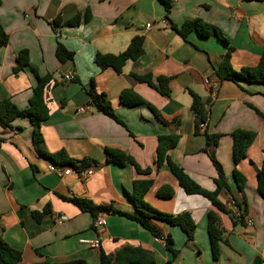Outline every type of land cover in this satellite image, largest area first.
I'll return each mask as SVG.
<instances>
[{"label": "crops", "instance_id": "1", "mask_svg": "<svg viewBox=\"0 0 264 264\" xmlns=\"http://www.w3.org/2000/svg\"><path fill=\"white\" fill-rule=\"evenodd\" d=\"M234 1L173 0L166 16L158 0H1L0 24L8 42L0 46V98H10L25 108L36 84L32 69L40 76L51 74L44 89L48 116L40 124L44 147L49 152L64 150L76 160L87 159L92 167V173L83 177L72 167L66 175L50 171L53 162L34 149L27 118H15L11 128L0 124V238L20 251L18 264L72 259L99 264L100 251L114 255L124 246L146 250L155 264H264V199L256 189V169L264 159V122L258 114H264V83L241 80L238 85L218 79L215 71L227 45L215 35L201 36L195 31L182 38L173 28L200 18L227 39L235 70L254 66L264 44V0ZM86 9L90 11L86 22L65 23ZM135 35L143 36V53L127 61L120 72L100 69L94 63L96 53L122 52ZM57 42L73 53L71 59L56 58ZM22 49L27 50L29 64L14 73ZM67 72L73 74L71 80L63 79ZM133 74L168 77L169 95L162 96ZM205 77L217 80L214 94L203 82ZM91 84L96 93L106 96L123 124L90 104ZM124 89L151 104L163 121L145 104H122L119 96ZM192 94L204 104L203 132L195 131ZM79 107L85 109L78 111ZM236 129L254 132L237 162L231 135ZM166 134L178 135L167 151L170 160L210 191L217 177L212 155L229 187V191L220 190L218 200L226 209L232 197L237 200L246 208L243 220H232L201 194L186 193L166 162L154 165L157 137ZM207 136L211 137L209 145ZM106 147L124 151L140 167H151V172L139 174L128 163L118 166L108 161ZM234 170L244 177L241 188ZM141 179L151 180L143 196L146 203L171 215L188 212L195 223L188 241L179 226L153 221L162 236L171 237L175 256L148 230L116 212H134L129 196L133 180ZM165 186L171 189L169 197L157 194ZM62 196L86 198L114 210L105 214L99 247L80 242L98 235L92 215ZM45 204L50 211L36 221L31 212L41 211ZM209 211L216 215L222 231L216 257L207 231ZM246 218L252 219L251 225Z\"/></svg>", "mask_w": 264, "mask_h": 264}, {"label": "trees", "instance_id": "2", "mask_svg": "<svg viewBox=\"0 0 264 264\" xmlns=\"http://www.w3.org/2000/svg\"><path fill=\"white\" fill-rule=\"evenodd\" d=\"M164 8L166 16L170 12V8L172 6L173 0H158ZM248 1V0H247ZM260 1V0H259ZM1 3V0H0ZM90 18V11L86 9L83 13H77L65 23L70 26H77L81 22H86ZM54 23H58V19H55ZM53 27L56 26L53 24ZM174 30L182 37L185 38L186 35L190 31H195L201 36H209L215 35L218 39L222 40L226 45V52L222 58V61L218 68L215 71L216 76L220 80H229L239 85L241 80L248 82H257L264 83V44L262 46L261 52L259 54V60L254 66H244L239 70H235L230 64V51L231 46L227 39L223 36L221 31L216 28L214 25L205 22L200 18H193L185 20L180 26L173 25ZM8 42V35L4 31L2 25L0 24V46H5ZM143 53V36L135 35L132 37L131 41L127 45V47L117 54H102L96 53L93 57L94 63L100 68L105 69L107 67H111L116 72H120L124 64L129 60H134L138 58ZM73 53L67 50L63 44L60 42L56 43L55 47V56L56 58L63 62L65 60L71 59ZM16 66L13 67V72L16 73L19 70L23 69L24 66L29 64L28 61V53L27 50L22 49L18 52L16 57ZM36 77V84L32 88L31 95L28 98L27 106L25 108H19L16 106L14 102L10 100V98H0V124L5 128H11V122L17 117H25L29 120L30 125L32 126V144L38 155L43 158L49 159L53 164L70 166L73 169L79 171L90 166V161L87 159L76 160L69 157L64 150H58L56 152H49L43 143L42 134L40 132V124L46 119L48 116V108L44 100V89L47 83L52 78L51 74H45L40 76L37 72L32 69ZM133 77L143 83H146L148 86L155 89L162 96L169 95L168 88V77L158 76L153 78L150 74L144 75H134ZM87 94L90 98V104L99 112L114 118L116 121L123 124V122L117 118L115 115L113 108L110 104V101L106 98L103 93H96L94 91L93 85L91 84ZM120 102L126 106L137 105V104H145L152 113L161 119V115L159 112L148 102L143 100L139 95L133 92L131 89H124L120 92L119 96ZM192 110L196 116L195 122V131L198 132V123L204 122L206 118V112L204 109V104L199 101L198 96L192 94ZM258 114L262 117L264 122V114ZM163 121V120H162ZM17 129H20L17 127ZM232 155L235 162L240 160L243 157L248 145L252 141L254 137V132L244 130V129H236L232 133ZM211 137L207 136V145L210 144L209 140ZM212 144L216 143L217 134L213 137ZM178 140L177 134H166L159 135L157 137V145H156V156L154 165L160 166L163 162H166L170 172L176 178L180 187L186 193H198L202 196L206 197L210 203L219 211L227 212L232 220H243L244 213L246 211L245 207H242L237 200L232 197V200L238 206L240 213L238 217H233L230 213V210L224 207V205L218 200V193L220 190L229 191V187L226 181V177L223 173V170L219 163L213 159L212 155L211 159L216 166L217 169V177L214 179L215 189L210 191L201 188L198 184H196L180 167L174 164L170 158L167 156V151L171 147H173ZM106 159L108 161H113L118 166H123L125 163L130 164L134 170L139 174H149L151 172V167H140L135 160L124 151L114 148H105ZM264 152V149H263ZM93 163V162H92ZM234 177L238 184V187L241 188L244 177L237 171L234 170ZM151 184L150 179H141V180H133L132 182V192L130 193V199L134 205V212L128 213L117 210L116 212L120 215L125 216L128 219H131L138 223L140 226L148 230L154 237H163L165 248L172 253L173 256L176 255L175 250L171 248V237L169 235L162 236L160 231L155 226V220H162L170 225L179 226L186 234L187 240H191L194 233L195 223L191 218L188 212H183L177 215H171L167 213L160 212L153 207H151L148 203L143 200V196L146 193L147 189ZM256 189L258 193L264 199V159L259 168L256 169ZM158 195L162 197H169L171 193V189L167 186L162 187L157 192ZM62 198L67 199L74 203L78 208L83 211H88L93 219L96 217L98 213H110L112 210L108 205H100L96 204L93 201L86 198H78V197H70L66 198L62 196ZM50 211L49 204H45L41 211H32L31 214L36 221H39L40 218L47 212ZM264 213V210H263ZM207 231L210 239V244L213 252V256L217 255L218 242L221 240L222 231L219 228L217 217L212 212L209 211L207 214ZM99 264H155V261L151 254L146 250L139 247H131L124 246L114 255H108L104 252L100 251L99 253ZM21 260L20 251L12 248L9 244H7L4 240L0 238V264H18ZM31 264H90L82 259H72L65 262L55 263L49 261H37Z\"/></svg>", "mask_w": 264, "mask_h": 264}, {"label": "built area", "instance_id": "3", "mask_svg": "<svg viewBox=\"0 0 264 264\" xmlns=\"http://www.w3.org/2000/svg\"><path fill=\"white\" fill-rule=\"evenodd\" d=\"M146 26H149V23H146ZM73 78V74L71 72H67L63 75V79L64 80H71ZM203 82L209 87L211 94H214L218 88V82L217 80L212 81L210 80L208 77L203 78ZM85 108L84 107H79L78 111H83ZM206 121H207V117L205 118L204 122H199L198 123V130L200 132L204 131V128L206 126ZM49 170L53 171V172H58L61 173L62 175H66L69 174L71 171V167L70 166H63V165H55V164H51L49 166ZM92 173V167H88L85 168L83 170L78 171V174L80 177L86 176V175H90ZM228 209L230 210V213L233 217H238L240 210L238 208V206H236V204L234 203V201L231 199L230 204ZM105 214L104 213H98L96 215V217L93 219V226L98 229V235L93 238V239H81L80 242L87 244L88 246L92 247V248H97L100 246V242L102 239V230L103 227L105 225ZM246 223L247 225H251L252 224V219L251 218H246ZM157 241H160L162 243H164V238L163 237H156Z\"/></svg>", "mask_w": 264, "mask_h": 264}, {"label": "water", "instance_id": "4", "mask_svg": "<svg viewBox=\"0 0 264 264\" xmlns=\"http://www.w3.org/2000/svg\"><path fill=\"white\" fill-rule=\"evenodd\" d=\"M233 2H235V1L233 0Z\"/></svg>", "mask_w": 264, "mask_h": 264}]
</instances>
